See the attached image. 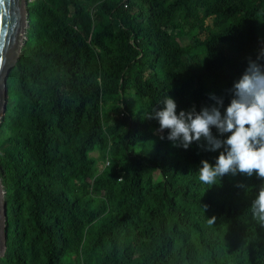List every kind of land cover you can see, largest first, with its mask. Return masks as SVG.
<instances>
[{
    "label": "trees",
    "instance_id": "obj_1",
    "mask_svg": "<svg viewBox=\"0 0 264 264\" xmlns=\"http://www.w3.org/2000/svg\"><path fill=\"white\" fill-rule=\"evenodd\" d=\"M123 1L28 0L0 125V264H264L248 211L264 179L202 183L223 149L174 147L146 118L165 97L226 108L264 48V0Z\"/></svg>",
    "mask_w": 264,
    "mask_h": 264
},
{
    "label": "clouds",
    "instance_id": "obj_2",
    "mask_svg": "<svg viewBox=\"0 0 264 264\" xmlns=\"http://www.w3.org/2000/svg\"><path fill=\"white\" fill-rule=\"evenodd\" d=\"M27 39L28 36L26 40L23 39V47ZM5 86L7 89V79ZM228 91L231 100L226 108L223 98L212 95L210 99L215 101L214 106L202 107L199 112L193 107L187 111L181 110L177 114L175 101L165 97L162 110L154 108L151 114L146 115L147 119L159 122L158 132L163 133L168 130L167 139L173 142L174 147L187 150L194 142L199 143L203 138L206 146H200L204 150L215 152L223 149L216 158L215 165L207 160L201 161L202 167L198 171L199 180L210 186L217 185L221 178L228 174L235 176L239 173L251 177L255 173L259 178L264 179V48L258 52L255 60H248L245 71ZM221 109L224 111L222 112ZM213 128L221 136L228 134L227 138L218 139L212 133ZM161 139L164 137L161 136ZM1 188L2 203L6 204L5 190L0 178ZM250 211L253 219L264 226V185L260 187ZM215 219V217L209 219V223L214 224ZM4 225L6 235V218Z\"/></svg>",
    "mask_w": 264,
    "mask_h": 264
},
{
    "label": "water",
    "instance_id": "obj_3",
    "mask_svg": "<svg viewBox=\"0 0 264 264\" xmlns=\"http://www.w3.org/2000/svg\"><path fill=\"white\" fill-rule=\"evenodd\" d=\"M28 0H0V120L5 112L8 72L21 53L29 27ZM24 40V41H25ZM23 43V44H22ZM6 204L0 191V258L5 250Z\"/></svg>",
    "mask_w": 264,
    "mask_h": 264
},
{
    "label": "rangeland",
    "instance_id": "obj_4",
    "mask_svg": "<svg viewBox=\"0 0 264 264\" xmlns=\"http://www.w3.org/2000/svg\"><path fill=\"white\" fill-rule=\"evenodd\" d=\"M75 102H76V105H79V104H80V101H79L78 99H75ZM91 156H93V157H97V153H92ZM98 167H99L100 170H102V169H104L105 164H102V163L100 162V163L98 164ZM153 181H154V182L161 181V177H160V175H159L157 172L153 174ZM262 185H264V180H263L261 183H259L258 188L260 189V187H261ZM0 191L2 192V188L0 189ZM2 201H3V195H2ZM250 208H251V207L248 208V211H250Z\"/></svg>",
    "mask_w": 264,
    "mask_h": 264
},
{
    "label": "built area",
    "instance_id": "obj_5",
    "mask_svg": "<svg viewBox=\"0 0 264 264\" xmlns=\"http://www.w3.org/2000/svg\"><path fill=\"white\" fill-rule=\"evenodd\" d=\"M123 4H124V8H125V9H128V6H129V5H128V3H127V0H124V1H123ZM108 164H109V162H107V165H108Z\"/></svg>",
    "mask_w": 264,
    "mask_h": 264
},
{
    "label": "crops",
    "instance_id": "obj_6",
    "mask_svg": "<svg viewBox=\"0 0 264 264\" xmlns=\"http://www.w3.org/2000/svg\"><path fill=\"white\" fill-rule=\"evenodd\" d=\"M127 3H128V0H127ZM129 5V4H128ZM129 7V6H128Z\"/></svg>",
    "mask_w": 264,
    "mask_h": 264
},
{
    "label": "bare ground",
    "instance_id": "obj_7",
    "mask_svg": "<svg viewBox=\"0 0 264 264\" xmlns=\"http://www.w3.org/2000/svg\"><path fill=\"white\" fill-rule=\"evenodd\" d=\"M24 39V38H23Z\"/></svg>",
    "mask_w": 264,
    "mask_h": 264
}]
</instances>
